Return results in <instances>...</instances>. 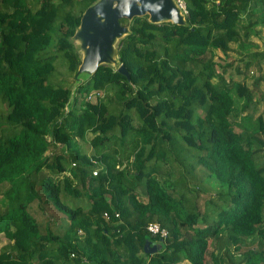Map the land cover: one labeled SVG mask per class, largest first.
Listing matches in <instances>:
<instances>
[{"label": "trees", "instance_id": "trees-1", "mask_svg": "<svg viewBox=\"0 0 264 264\" xmlns=\"http://www.w3.org/2000/svg\"><path fill=\"white\" fill-rule=\"evenodd\" d=\"M95 1L0 0V264H264V116L245 110L264 74L243 79L264 62V0L120 17L129 77L99 63L78 80Z\"/></svg>", "mask_w": 264, "mask_h": 264}, {"label": "water", "instance_id": "water-1", "mask_svg": "<svg viewBox=\"0 0 264 264\" xmlns=\"http://www.w3.org/2000/svg\"><path fill=\"white\" fill-rule=\"evenodd\" d=\"M147 14L149 21L170 20L175 23L184 21V14L173 0H96L82 11L74 34L81 39L84 54L77 66L79 71L91 72L99 63H108L109 48L114 37L127 31V26L119 22L120 17L130 18L132 15ZM116 66V65H114ZM116 70L129 77L122 64ZM158 243L146 239L143 243L144 252H154Z\"/></svg>", "mask_w": 264, "mask_h": 264}, {"label": "rangeland", "instance_id": "rangeland-1", "mask_svg": "<svg viewBox=\"0 0 264 264\" xmlns=\"http://www.w3.org/2000/svg\"><path fill=\"white\" fill-rule=\"evenodd\" d=\"M256 29H259L258 33H255V30H254V32L251 29L249 30V38H250V40L252 42L255 43L253 48L261 49L262 45H263V42H264V25L258 24V25H256ZM123 34L124 33L121 32V35H123ZM120 36L114 37L113 41L111 42V46H110V48L108 50L109 51V56L105 58V61L110 63L113 66L118 63L117 62V56H116V48H117V41H118V38ZM71 39H72V42L75 45V48H76L77 52L79 53L80 57H82L83 54H84V49L80 46L81 45L80 37L76 36V35H73V37ZM232 46H234V43H232ZM216 54H218L219 57H221V58H223L225 60L226 59H230L232 57H235V59L238 58V56L232 50L227 51L226 53H222L221 51L217 50ZM89 71H90V68H88L86 71H82V70L79 71L76 74L77 75V79L80 80V77L83 76V75L88 74ZM259 74H261V75L264 74V62L260 64L259 68L254 66V65L250 66L249 69H248V72L243 77V79L245 80V82L247 84H249L250 81L253 78H256ZM233 77L241 78L242 74L234 73ZM258 85H259L258 89H260V91L263 93L262 96L260 97V95H256L254 100H253V102H252L253 103L252 105H255V106L253 108H252V106H250V107H248L245 110L247 112H253L254 115L256 113L260 112L264 116V80L261 79L259 81ZM90 99H92V97ZM80 144H81L82 149L85 152L90 153L91 148H90V145H89V143L87 141H85V142L84 141H80ZM6 240H7L6 237L2 233H0V245L2 243L6 242ZM237 256H238L237 254L233 255V257H237ZM204 261H205V264H211L209 259H208V256L205 257ZM176 264H189V262L187 260H185V259H182L181 261H179Z\"/></svg>", "mask_w": 264, "mask_h": 264}, {"label": "built area", "instance_id": "built-area-1", "mask_svg": "<svg viewBox=\"0 0 264 264\" xmlns=\"http://www.w3.org/2000/svg\"><path fill=\"white\" fill-rule=\"evenodd\" d=\"M173 2L175 3V5L179 8V10L183 13V14H185V5H184V2H183V0H173ZM98 94V92H91V93H89L88 95H87V97L88 98H95V96ZM95 172H96V169H93L92 170V173L93 174H95ZM104 216H106L107 217V214L104 212ZM116 214V213H115ZM146 229L151 233V234H153V235H158L159 236V238H163V237H165L166 236V234H167V230L164 228V227H162V226H160L158 223H156V222H148L147 224H146Z\"/></svg>", "mask_w": 264, "mask_h": 264}]
</instances>
